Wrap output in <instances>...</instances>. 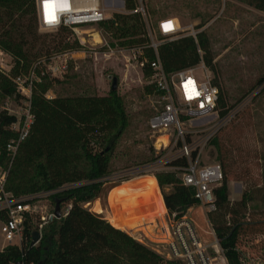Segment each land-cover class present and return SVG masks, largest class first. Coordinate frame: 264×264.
I'll return each mask as SVG.
<instances>
[{
  "label": "rangeland",
  "instance_id": "obj_1",
  "mask_svg": "<svg viewBox=\"0 0 264 264\" xmlns=\"http://www.w3.org/2000/svg\"><path fill=\"white\" fill-rule=\"evenodd\" d=\"M116 11H111L113 16L120 13ZM146 12L151 43L167 41L157 31L158 20L164 17L178 18L183 35L205 31L209 39L215 70L207 68L223 89L232 117L216 135L218 144L210 143L203 150L201 161L224 165L229 200L231 206L238 210L234 217L242 223L238 248L246 264L260 261L264 264V12L239 0H148ZM198 25L204 26L198 29ZM79 29L78 36L69 28L64 32L39 29L42 39L32 51L31 65L27 69L20 68L17 74L13 73L15 59L1 48L7 55H0V62L3 58L2 63L11 68L7 72L11 80L18 75L25 78L35 68L34 89L43 77H47L50 86L45 96L49 99L56 96H105L111 90L110 77L118 78L117 92L127 112V126L111 156L110 173L103 187L105 191L85 206L93 212L102 209L104 217L112 207L114 215L111 217L121 215L133 223L147 216L151 208L155 209L156 198L162 193L153 175L120 176L133 168L153 163L157 156H162L161 159L170 157V149L163 150L159 146L156 141L158 135H154L149 127L150 118L163 108L165 101L157 93L151 77L145 75L138 64L139 57H144L140 47L118 44L119 40L112 38L99 25H85ZM97 32L102 34V41ZM76 40L79 41L78 47H74ZM72 51L79 54L74 57L69 55L65 62V54ZM64 64L66 69H61ZM201 72V69L197 71ZM261 79L263 82L260 83ZM15 87L14 95L1 97L0 111L20 116L24 113L26 102ZM4 164L2 160L1 165ZM121 181L130 182L115 189L109 203L108 189L121 184ZM134 188L139 191L127 193ZM244 196L247 204L242 208L237 203ZM43 205H47L48 210L53 207L50 200L36 203V206ZM65 205H62V210ZM147 206L149 209H145ZM130 209L138 213L141 210L140 216L126 215ZM189 214L200 237L211 242L210 227L200 207L195 205ZM232 217L230 214L227 219ZM38 224V218L32 221L34 231ZM1 226L0 216V250L8 245Z\"/></svg>",
  "mask_w": 264,
  "mask_h": 264
},
{
  "label": "trees",
  "instance_id": "obj_2",
  "mask_svg": "<svg viewBox=\"0 0 264 264\" xmlns=\"http://www.w3.org/2000/svg\"><path fill=\"white\" fill-rule=\"evenodd\" d=\"M239 1L264 12V0ZM127 8L134 9L135 3L128 0ZM99 26L112 38L118 39V44L140 47L144 57L155 59L156 51L140 13H116ZM203 26L198 25L197 28ZM39 29L36 0H0V48L15 59L13 73L30 67L32 51L42 39ZM66 30L62 27L58 31ZM111 44L116 45L114 42ZM78 46L79 41L76 40L74 47ZM157 52L166 73L195 67L201 62L215 70L205 31L198 32L196 38L182 34L175 40L160 43ZM143 72L148 76L152 74L147 65ZM214 83L220 88L219 110L224 116L230 107L216 79ZM49 86L48 78L43 77L34 89L33 123L10 169L7 189L16 196H22L69 185L53 195L51 201L53 206L57 201L61 202V206L70 203L71 208L61 219L54 218L43 228L41 239L34 247H31L34 230L26 222L23 247L5 246L0 250V264H159L157 253L112 225L102 214L85 206L100 197L110 173L115 145L126 129L128 116L122 98L111 87L110 93L105 96H56L49 99L45 96ZM153 86L156 88L155 84ZM15 93L12 80L0 72V99ZM15 121L14 115L0 111V149L3 156L6 143L16 136L10 130ZM216 138L210 143L218 144ZM169 164L186 167L188 161L180 157ZM221 166L224 178L221 185L214 189L217 208L209 213L208 218L229 263L243 264L237 244L242 223L234 217L238 210L231 206L228 180L224 165ZM155 176L169 211L182 214L197 205L194 188L185 186L176 172L160 171ZM118 185L120 183L115 186ZM237 204L245 208L246 197ZM230 214L233 217L229 220L227 216Z\"/></svg>",
  "mask_w": 264,
  "mask_h": 264
},
{
  "label": "built area",
  "instance_id": "obj_3",
  "mask_svg": "<svg viewBox=\"0 0 264 264\" xmlns=\"http://www.w3.org/2000/svg\"><path fill=\"white\" fill-rule=\"evenodd\" d=\"M127 1L56 0L54 12L51 6L46 12L45 0H36L39 26L40 29L47 31H57L66 27L77 35L80 27L99 25L112 18L111 11L115 10L122 14L140 13L148 23L146 12L148 0H132L135 3V8L132 10L127 8ZM182 30L180 21L176 17H164L158 20L157 31L166 40L177 39L182 35ZM96 34L102 41V34L99 32ZM192 36L196 38L195 33ZM158 45L152 42V47L156 51L155 59L143 57L138 60V64L141 68L150 66L152 83L161 92L160 96L165 101L163 108L150 118L149 127L154 135H158L156 141L159 146L163 150L169 148L171 155L167 159H161L162 156L157 157L153 163L133 168L120 177L132 174L144 177L153 175L152 177L155 178L156 173L160 171L176 172L185 186L194 188L197 205L207 220L213 240L210 242L200 237L196 223L189 214L194 206L182 214L169 211L164 205L163 196H161L163 211H153L135 220L136 222L133 221L125 232L157 253L160 257L159 264H230L208 218L209 213L217 208L214 189L221 185L224 172L219 163H202L201 155L210 141L231 120L232 111L229 110L224 116L220 115V88L214 83L212 73L203 62L195 67L166 73L158 56ZM6 53L0 50V55H7ZM78 54L79 52L75 51L65 54V62L69 55L74 57ZM1 61L3 62V58ZM2 62H0V72L9 76L7 72H10L11 68ZM62 68L66 69L65 64ZM58 69L60 70V67ZM199 69L202 70L201 73H197ZM36 77L37 72L33 68L25 78L22 75L12 78L19 95L26 102V107L22 115H14L16 121L11 125L10 130L16 133V136L6 143L4 156L0 149L1 232L8 245H16L19 248L24 245L26 222L32 224V221L38 218L39 224L36 230L40 231L42 236L46 224L56 218L54 215L56 204L48 210L47 205L36 206V203L50 200L52 204L51 197L69 186L22 196H16L7 189L10 169L33 123L32 96ZM180 157L187 159L186 167L169 164ZM2 160L4 166L1 165ZM70 208V203L66 204L63 210L61 206L62 216H65ZM241 261L243 264L247 263L243 257ZM256 264L263 263L260 261Z\"/></svg>",
  "mask_w": 264,
  "mask_h": 264
},
{
  "label": "crops",
  "instance_id": "obj_4",
  "mask_svg": "<svg viewBox=\"0 0 264 264\" xmlns=\"http://www.w3.org/2000/svg\"><path fill=\"white\" fill-rule=\"evenodd\" d=\"M130 181H132V180H130ZM130 181H128L127 183L126 182H124V183H121L119 186H116V187H112V188H109L108 189V191H107V193H108V195H107V198H108V202L109 203H111V194H112V192L115 190V189H117V188H119V187H121V186H123V185H125V184H128ZM103 191H105V190H103ZM139 191V189H137V188H134L133 190H130V191H128L127 193H136V192H138ZM160 191V190H159ZM127 193H125L124 195L126 196L127 195ZM124 195H123V197H124ZM160 196H161V194H160ZM125 200V199H124ZM156 207H161V203H160V200L158 199V202L156 203ZM136 209V208H135ZM145 209H149V207L147 206ZM131 210V211H130ZM129 210V212H127L126 213V215H132V214H138L139 216H140V213H141V210H139V213H138V211L137 210H132V209H130ZM122 211H124V210H122ZM154 211V208H151V210L148 212V210H147V214H149V213H152ZM97 213H99V214H104V211L101 209L100 211H96ZM112 215H114V211L112 210V207H111V210L108 212V215H106L105 216V218L112 224V225H114L115 227H117V228H119V229H122V230H124V231H127L129 228H128V226L130 225V223L131 222H129L130 220H129V218L128 217H123V216H115V217H111ZM114 222V223H116V224H118V225H116V224H114V223H112V221ZM2 250V249H1Z\"/></svg>",
  "mask_w": 264,
  "mask_h": 264
},
{
  "label": "water",
  "instance_id": "obj_5",
  "mask_svg": "<svg viewBox=\"0 0 264 264\" xmlns=\"http://www.w3.org/2000/svg\"><path fill=\"white\" fill-rule=\"evenodd\" d=\"M110 79L112 80V86H111L112 89L113 90H117L118 89V78L117 77H110ZM54 215H55V217L57 219H61L62 218L61 202L60 201L56 202ZM40 239H41L40 231H38V230L33 231L31 247L36 246L39 243ZM18 264H22V263L19 262Z\"/></svg>",
  "mask_w": 264,
  "mask_h": 264
},
{
  "label": "snow or ice",
  "instance_id": "obj_6",
  "mask_svg": "<svg viewBox=\"0 0 264 264\" xmlns=\"http://www.w3.org/2000/svg\"><path fill=\"white\" fill-rule=\"evenodd\" d=\"M56 3V0H45V9H46V12L47 10L49 9V7L51 6L52 7V10L54 12V5Z\"/></svg>",
  "mask_w": 264,
  "mask_h": 264
},
{
  "label": "bare ground",
  "instance_id": "obj_7",
  "mask_svg": "<svg viewBox=\"0 0 264 264\" xmlns=\"http://www.w3.org/2000/svg\"><path fill=\"white\" fill-rule=\"evenodd\" d=\"M154 179H155V178H154ZM156 194L159 196V192H158V190L156 191ZM158 199L160 200V197H157V198H156L157 202H158ZM160 203H161V200H160ZM162 203H163V202H162ZM162 203H161V207H159V208H158V207H155L154 211H158V212H159V211H163V210H164V208H163L164 206H162ZM198 226H199V225H198ZM204 231H205V230H204Z\"/></svg>",
  "mask_w": 264,
  "mask_h": 264
}]
</instances>
